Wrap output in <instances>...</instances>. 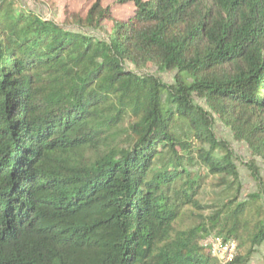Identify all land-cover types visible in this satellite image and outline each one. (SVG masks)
<instances>
[{"label":"trees","instance_id":"trees-1","mask_svg":"<svg viewBox=\"0 0 264 264\" xmlns=\"http://www.w3.org/2000/svg\"><path fill=\"white\" fill-rule=\"evenodd\" d=\"M258 159L264 0H96L60 21L0 0V264H223L211 234L248 264Z\"/></svg>","mask_w":264,"mask_h":264},{"label":"rangeland","instance_id":"rangeland-1","mask_svg":"<svg viewBox=\"0 0 264 264\" xmlns=\"http://www.w3.org/2000/svg\"><path fill=\"white\" fill-rule=\"evenodd\" d=\"M96 0H14V5L17 9H33L46 18H50L56 21L64 19V10L66 7L75 12L86 13V11L91 7V5ZM105 5L113 4L115 0H102ZM131 6H114L115 15L124 18L130 12ZM151 71L155 69L150 68ZM165 81H171L172 77L170 74H160ZM218 132L220 135L227 138L232 147L236 150L237 154L242 157L244 160L251 158L250 153L248 152L246 146L243 143L236 142L233 137L230 135L229 130L225 127H222L221 124L218 126ZM258 164L260 166V174L264 180V163L258 159ZM239 170L241 173V179L243 182L244 194L250 192H257L258 185L250 174L248 168L242 163L239 164ZM264 184V182H263ZM264 188V187H263ZM264 199V195H263ZM248 264H264V246L260 248L248 262Z\"/></svg>","mask_w":264,"mask_h":264},{"label":"built area","instance_id":"built-area-1","mask_svg":"<svg viewBox=\"0 0 264 264\" xmlns=\"http://www.w3.org/2000/svg\"><path fill=\"white\" fill-rule=\"evenodd\" d=\"M201 244L210 250L211 254L226 264L234 259L238 243L235 239H225L222 235L211 234L204 238Z\"/></svg>","mask_w":264,"mask_h":264}]
</instances>
